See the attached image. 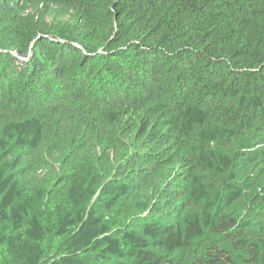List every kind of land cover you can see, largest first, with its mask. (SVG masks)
<instances>
[{
	"label": "trees",
	"instance_id": "1",
	"mask_svg": "<svg viewBox=\"0 0 264 264\" xmlns=\"http://www.w3.org/2000/svg\"><path fill=\"white\" fill-rule=\"evenodd\" d=\"M0 264H264V0H0Z\"/></svg>",
	"mask_w": 264,
	"mask_h": 264
}]
</instances>
